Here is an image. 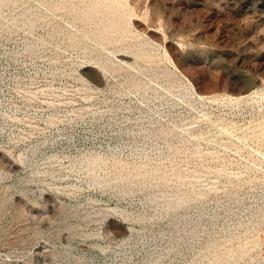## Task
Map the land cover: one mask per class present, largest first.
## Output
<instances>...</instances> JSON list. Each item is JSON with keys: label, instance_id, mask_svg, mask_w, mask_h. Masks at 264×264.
Instances as JSON below:
<instances>
[{"label": "rangeland", "instance_id": "obj_1", "mask_svg": "<svg viewBox=\"0 0 264 264\" xmlns=\"http://www.w3.org/2000/svg\"><path fill=\"white\" fill-rule=\"evenodd\" d=\"M0 264H264V0H0Z\"/></svg>", "mask_w": 264, "mask_h": 264}, {"label": "bare ground", "instance_id": "obj_2", "mask_svg": "<svg viewBox=\"0 0 264 264\" xmlns=\"http://www.w3.org/2000/svg\"><path fill=\"white\" fill-rule=\"evenodd\" d=\"M189 80V79H188ZM194 86V85H193ZM195 87V86H194Z\"/></svg>", "mask_w": 264, "mask_h": 264}]
</instances>
